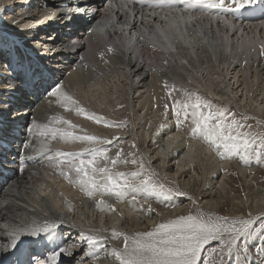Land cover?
<instances>
[{
    "label": "bare ground",
    "instance_id": "bare-ground-1",
    "mask_svg": "<svg viewBox=\"0 0 264 264\" xmlns=\"http://www.w3.org/2000/svg\"><path fill=\"white\" fill-rule=\"evenodd\" d=\"M12 5L15 8H9ZM95 5L96 0H0V126L5 129V122L8 120L5 114L9 112L18 119L15 122L17 127L14 126L12 133L20 130L19 136L0 137L8 144L16 139L13 142L15 148L5 153L2 164L8 174L0 181V245L7 243L8 237L4 233L14 226H26L33 221L41 223L49 217L60 218L62 223H58L53 235H59L61 246L75 243V247L72 248L73 256L61 254L57 264H110L108 252L113 246L121 247L122 238L108 239L103 241L104 247L90 248L81 239L80 230L102 237H110L111 229L121 233L127 230L141 232L140 217L127 200L117 202L107 196H80L77 194L80 188L59 176V170L53 167V161H49L46 155L35 154L39 144L34 139L32 147H23L24 142L29 139L26 129L32 121L44 123L52 115H61L88 133L92 130L99 133L100 130L95 126H101L102 133H106L104 137L113 141L106 146L113 155L117 150H123L127 158L130 157L129 153L137 156L142 152V146H145V151L138 158L145 157L143 161L148 167L152 165L151 162H157L158 167L151 166L156 175L160 172L157 173V169L163 172L170 170L174 176H179L177 182H180V177L186 172L190 174L192 171L197 176L194 167L199 166L204 171L203 179L205 185H208L207 190H200L190 184L194 179L192 175L185 184L180 182L181 186L184 184V189L180 191L185 195L178 196L179 200L182 198L183 202L191 201V193L197 197L193 200L205 204L203 207L211 212L218 213L220 208L227 205L230 210V215L227 216L238 219L244 216L239 215L238 211L236 214V209L241 210L249 204L247 207L256 213V218H253L256 219L253 223L255 225L257 219L264 216V188L249 190L241 200L240 195L226 188L222 179L218 181L216 178V181H212L224 166L229 168V164L219 161V158L206 156L209 153L204 149L198 150V142L194 139H185L186 136L188 138L192 126L190 118L185 120L181 115L183 123L178 130L176 125L172 127L169 124V119H166L167 125L162 123L164 114L161 113L164 112L165 103L170 109L172 105V100L168 99L169 92L165 89L167 83L169 90L173 86L177 89L194 90L209 100L215 98L216 101L235 109L239 103L247 102L252 106L248 117L254 119L264 130V55H261L264 49V21L246 23L239 18L241 12L221 15L214 10L186 11L180 0H173L171 5L162 7L137 1L127 2L124 9L121 3L120 6L109 7L106 17L103 16L106 18L104 23L102 21L98 27L95 26L92 35L85 39L87 47L82 68L73 62L68 66L66 61L63 63L60 59L73 58L78 49L76 41L80 38L78 31L66 30L68 20L80 28L82 22L79 20L80 14L76 12L85 11V14H89L90 7L93 9ZM12 10L20 12L12 16ZM118 17L119 20H116ZM6 18L11 19L9 25L15 28L6 27ZM27 27L29 31H35L28 37L21 35ZM41 31L49 36H42L39 40L32 38ZM195 36H201L202 39L195 42ZM30 51H34L31 60L39 63L38 68L43 69V63L50 67L47 81L57 77L62 79L56 84H62L63 90L71 94L87 112L103 117L110 124H98L93 120H86L85 116L77 115L74 111L60 108L55 98L47 95L52 87L42 91V97L22 95L21 98L28 105L24 108L20 106L23 101L17 100L15 91H8L12 88L10 63L22 61ZM3 56L8 60L3 61ZM232 63L234 70L232 65H228ZM230 74L232 81L228 78ZM12 90H18L19 94L22 92L20 86ZM172 95L179 98L182 94L176 91ZM8 101L15 102L11 105ZM102 105H105L104 109ZM3 108H7L6 112H2ZM245 108L240 105L238 111L246 112L242 110ZM110 114L120 121L129 114L131 120L125 124L117 122L115 125L112 121L114 117ZM117 124L126 131L116 130L115 128H119L116 127ZM3 128L0 127V133ZM116 131L121 132L118 142L128 143L124 145L127 151L117 147V142L114 143L118 137L113 135L118 133ZM169 135L171 137H167ZM51 147L65 152H79L82 145L52 141ZM1 150L2 146L0 154L4 156ZM13 151L16 152L15 160L12 159ZM29 156L32 158L27 159ZM241 162H237V171L245 179L247 169L242 167ZM98 200L106 201L115 210L98 209L95 204ZM153 221L150 220V223ZM22 239L31 241L38 238L24 236ZM54 245L52 242L39 244L44 250L41 259L46 258L50 250H58ZM38 249L41 250L40 247ZM3 254L0 250V256ZM97 256L100 258L97 259Z\"/></svg>",
    "mask_w": 264,
    "mask_h": 264
},
{
    "label": "snow or ice",
    "instance_id": "snow-or-ice-1",
    "mask_svg": "<svg viewBox=\"0 0 264 264\" xmlns=\"http://www.w3.org/2000/svg\"><path fill=\"white\" fill-rule=\"evenodd\" d=\"M137 2L162 7L171 5L173 0ZM180 3L185 6L186 11L214 10L217 14L233 15L242 10H259L264 14V0H180ZM261 55H264V49ZM165 89L169 92L168 99L172 100L171 109L176 117L178 130L182 123L180 117L183 115L185 120H191L189 135L202 138L222 159L238 156L245 164L252 158L258 163L264 161V131H257L251 125L237 120L226 105H217L194 90L177 89L175 86L169 90L167 83ZM176 91L182 94L179 98L172 95ZM47 95L54 97L56 104L66 111H74L97 123L110 124L103 117L87 112L71 94L63 90L62 84H56ZM163 108L167 113L169 105L165 103ZM26 132L29 139L24 142L23 147H32L34 139L39 144L35 154L46 155L49 161H53V167L59 170L58 175L69 184L78 186L88 198L100 195L114 198L117 202L127 200L134 210L144 211L151 218L150 213L155 210L151 205L144 209L139 203L141 197L145 200L154 198L157 202L164 203L172 195H185L158 183L154 178V171L147 172L143 160H137L135 153L128 154L130 159L123 150L111 154L106 146L111 145L112 140L90 134L61 115H52L44 123L33 120ZM52 141L79 143L82 148L79 152H65L53 149ZM129 163L137 168L129 172L119 170L120 165ZM95 204L100 210H115L104 200L95 201ZM58 223H62L60 218L49 217L41 223L33 221L26 226H14L5 231L4 235L8 240L0 245V250L10 255L21 253L25 244L22 239L24 236L38 238L29 241L30 245L56 243L60 237L53 233ZM253 223L251 217L230 219L227 216L201 212L198 215H181L159 222L145 232L128 234L111 229L110 237H102L86 234L81 229L79 235L90 248L104 247L103 241L122 238V246H113L108 252V255L114 257L115 264H264V223H260L255 229ZM241 238L244 243L238 244L237 241ZM256 238L260 243L250 246L248 242ZM214 242L219 246H215ZM73 247L75 243L66 247L58 244V250H50V254L44 259L39 258L41 253L29 250L26 260L21 261L17 256L16 264H57L61 254L74 255ZM252 248L255 249L254 253ZM0 264H4V261L0 260Z\"/></svg>",
    "mask_w": 264,
    "mask_h": 264
},
{
    "label": "rangeland",
    "instance_id": "rangeland-1",
    "mask_svg": "<svg viewBox=\"0 0 264 264\" xmlns=\"http://www.w3.org/2000/svg\"><path fill=\"white\" fill-rule=\"evenodd\" d=\"M5 7V6H4ZM15 8V6L14 5H12L11 7H9V8ZM6 9H7V7H6ZM26 8H24V10H25ZM18 12H20V11H18V10H16V11H13L12 10V12H10V15H12V16H16L17 15V13ZM8 13V12H7ZM16 13V14H15ZM4 17V16H3ZM6 19H8L7 20V22H8V25H6V27L7 26H9V27H12V28H15L14 26H11V25H9V23L11 22V19L10 18H6ZM1 21H4V19H2ZM16 22H18V21H16ZM17 26V25H16ZM21 26H24V24H21ZM1 28H2V26H0ZM18 27V26H17ZM33 29H30V31L28 30V32H24V33H21V35H24V36H26V37H28V36H30V34L31 33H33V32H35L34 30L32 31ZM42 36L43 37H45L46 36V34H42ZM42 36H41V38H42ZM199 38H197L196 36H195V38H193V40L195 41V42H197V41H200L201 39H202V37L201 36H198ZM38 38V40L40 39L39 37H37ZM226 54H228V53H226ZM56 61H54V63H55ZM53 63V64H54ZM235 63V62H234ZM234 63H232V64H228L229 66H231L232 65V69L234 70V68H233V64ZM241 69H244V68H241ZM240 69V70H241ZM228 78H230V80L232 81V75L230 74L229 75V77ZM213 103H215V104H217V105H226L229 109H230V111L232 112V113H234L235 114V116H236V119L237 120H241L242 122H244V123H246L247 125H251L255 130H257V131H264L263 129H261V126L257 123V122H255L254 121V119H251V118H249L248 117V115L249 114H251V112H250V110H251V108H252V106H250L247 102L245 103V104H243V103H239V105H236V108L237 109H235V108H233L232 106H229V105H227L226 103H223V102H218V101H216L215 100V98H213V99H210ZM243 106V107H246L245 109H242L243 111H246V112H240V111H238V108H239V106ZM102 107V109H104L105 108V105H102L101 106ZM149 108V107H148ZM98 110H101V109H99V108H97ZM106 110V112H108V109H105ZM22 111V110H21ZM164 111V110H163ZM161 114H164L163 115V118L161 119L162 121L164 120V122H162V123H165L166 125L168 124V120L166 121V119H169L170 120V122L171 123H169L172 127H175V125H176V127H177V120H176V117H175V115L173 114V112L171 111V109L169 108L168 109V111H167V113H165V111L163 112V113H161ZM168 114H171V115H168ZM167 115V116H166ZM110 116H112V118L114 117V115H111L110 114ZM125 116V115H124ZM164 116H166V117H164ZM12 117V116H11ZM15 118V117H14ZM82 118V120L84 121V122H86L85 121V119L86 120H88L87 118H83V117H81ZM111 117H110V120L112 119ZM115 118L116 117H114V119H112V121H114L115 123V125H116V123L118 122V123H123V124H125V123H128V122H130V116H129V114H127L126 115V117H124V119H122V121H120V120H115ZM107 119V118H106ZM180 119H181V117H180ZM125 121V122H124ZM127 121V122H126ZM148 121V120H147ZM166 121V122H165ZM181 121H183L182 119H181ZM90 122H92V121H90ZM148 123L150 124V121H148ZM183 123V122H182ZM182 123L180 124V126L179 127H181L182 126ZM99 124V123H98ZM127 125H129V126H131L130 124H127ZM93 127V126H92ZM95 127H98V130H102L103 128H100L101 126H95ZM116 127H119V128H115L116 130L118 129V130H123V131H126L125 129H123V128H121V126H119L118 124H117V126ZM132 128V127H131ZM106 129V128H105ZM107 130V129H106ZM100 131H98L99 133H97V130H92L90 133L91 134H94L95 132V135H97V136H99V137H104V135L106 134L104 131H103V133H102V131L100 132ZM108 131V130H107ZM156 131V130H155ZM154 131V132H155ZM116 132H118V133H113V135L114 136H118V137H116V140H114V143H116V146L117 147H120V148H123V149H126L127 147H125L124 145H128V143L126 142H124V143H120V141L118 142V138H119V135H120V133L121 132H119V131H116ZM126 134H127V132H125ZM103 134V135H102ZM167 137H171L170 135L169 136H167ZM167 137H164V139H166ZM187 137V136H186ZM185 137V139H194L195 141H196V145H197V149L198 150H202V149H204V150H206L207 151V154L208 155H206V152H204L205 153V155L206 156H213V157H216V158H219V161H222L223 163L224 162H226L227 164H229V168L228 167H223L222 168V171H220L219 172V174H217V176L215 177V178H213L212 179V181H216V178H217V180L218 181H220L221 179L223 180V182H224V184L226 185V188L228 189V190H230V192H232V193H235V194H238V195H240L241 196V200H243L244 198H245V195H247L248 194V191L250 190V191H252V190H254V189H257L258 187H263L264 188V161H261V162H257L256 160H255V158H252L251 160H250V162L249 163H247V164H245V163H243V162H241L240 161V159H239V157L238 156H236V157H231V158H224V159H222L218 154H217V152H216V150L213 148V147H210L209 146V144L208 143H206L202 138H193L192 136H188V138H186ZM104 139H106L105 137H104ZM184 139V138H183ZM197 139V140H196ZM118 143H120V144H118ZM201 145V146H200ZM200 147V148H199ZM206 148V149H205ZM145 149V146H142V148L140 149L142 152L143 151H145L144 150ZM209 151H208V150ZM126 151H127V149H126ZM142 152L140 153V151L138 150L137 151V153L139 154V155H141L142 154ZM139 155H137L136 156V158H137V160H141V158L139 157L138 158V156ZM146 157H148V156H146ZM131 157H129V159H130ZM145 159V157L142 159V160H144ZM147 160V159H146ZM151 160V159H150ZM218 160V159H217ZM148 161V160H147ZM152 161H154V160H152ZM241 162L242 164V167H244L245 169H247V175L245 176V179H243L242 177H241V175L238 173V168H237V162ZM143 163L145 164V170L147 171V172H152V169H151V166H153V167H158L157 165H158V163L157 162H155L154 161V163L153 162H151V166L150 167H148L147 165H146V163H145V161H143ZM122 166H124V167H122ZM120 167V169L119 170H121V171H125V172H129V171H131V170H133V169H135V168H137V166H135V165H132V164H127V165H121V166H119ZM128 167V168H127ZM197 167V166H196ZM196 167H194V170H195V172L198 174L197 176H195V174L194 173H192V171H191V173L189 174V172H186L183 176H181L180 177V182H182V183H186V182H188L187 180L189 179V177L190 176H192V175H194L193 176V181H191L190 182V184H194V186L195 187H198L200 190L201 189H205V190H207L206 188H208V187H206V186H208V185H205V183H204V174H203V170H202V168H200L199 166L196 168ZM157 171V173L159 172V174H157L158 175V177H157V175L155 174V179H156V181L158 182V183H162V184H164V186L166 187V188H171V189H173V191L174 192H176V191H179V192H182V191H180V189L181 190H183L184 189V184L181 186V184L182 183H180V182H177V181H179V176H174L173 175V172H170V170H168V171H166V172H163L162 170H156ZM168 172H170L169 174H168ZM249 172V173H248ZM165 173V174H164ZM164 174V175H163ZM167 174V175H166ZM166 175V176H165ZM186 175V176H185ZM164 176L166 177V178H164ZM160 177H161V179H160ZM163 177V178H162ZM248 177V178H247ZM176 178H178V179H176ZM181 178H182V180H181ZM163 179H165V180H163ZM185 179V180H184ZM210 179V178H209ZM183 180H184V182H183ZM164 181V182H163ZM171 182V183H168V182ZM246 181V182H245ZM176 183L177 184V187H176V185L174 184V183ZM204 183V184H203ZM188 184V183H187ZM175 185V186H174ZM203 185H205L204 186V188H203ZM172 186V187H171ZM191 186V185H190ZM176 188V189H175ZM177 188H179V190L177 189ZM183 188V189H182ZM77 194H79L80 196H82V197H85V195L83 194V192L81 191V190H77ZM191 196H192V200L190 201L189 200V202H183V200H182V198H180V200H179V197H180V195H179V197L177 196V195H172V197L170 198V200H168V201H165L164 203H159V202H157L154 198L153 199H149V200H145L144 198H140L139 199V203L140 204H142L143 205V207H144V209H147L148 208V206L149 205H151V207L155 210V211H153V212H151L150 213V217L151 218H149V215H147L144 211H138V210H135V212H136V214H137V216H139L140 217V220H141V229L139 230V231H141V232H145V231H148V230H151L157 223H159V222H166L167 220H169V219H175V218H177V217H179V216H181V215H188V214H193V215H198L199 213H205V214H208V213H211V214H213L214 216H216V215H218V216H227V215H230L229 213H230V210H229V207L226 205V206H223V208H220V210H219V212L218 213H213V212H211L210 211V209H206V208H204L203 207V205L205 206V204H200L198 201H195V200H193V198H197L194 194L192 195L191 193H190V198H191ZM189 198V199H190ZM182 201V202H181ZM185 203V204H184ZM168 205V206H165V205ZM182 204V205H181ZM249 204H247V206H248ZM246 206V208H241V210L239 209H236V214H238L239 213V215H242V216H244V218H240V219H248V218H256V213L255 212H253V211H251V209L249 208V207H247ZM176 208H177V210H176ZM181 208V209H180ZM180 209V210H179ZM165 212H171L170 214L168 213H165ZM179 210V211H178ZM237 211H238V213H237ZM240 211V212H239ZM165 213V214H164ZM172 213H174L173 215H172ZM141 214V215H140ZM169 215V216H168ZM144 217V218H143ZM154 217V218H153ZM227 217H229V216H227ZM258 217V216H257ZM229 218H231V217H229ZM153 219H155V221H153ZM150 220H152L153 222L152 223H150ZM253 220H256V219H253ZM260 223H264V216H262L261 217V219L259 218V219H257V221L255 222V225L253 226V229H255L256 227H258L259 226V224ZM113 226H115V225H113ZM83 228H86V227H83ZM88 228V227H87ZM123 233H128V234H132L133 233V231H126V232H123ZM237 243L238 244H243L244 243V241H243V238H241V240H239V241H237ZM249 243V245L251 246V245H258L259 243H260V241H259V239L258 238H256V239H253V240H251V241H249L248 242ZM215 246H219L218 245V243L217 244H215ZM84 250H85V248H84ZM252 252L254 253L255 252V249L254 248H252ZM110 258V259H109ZM112 258V259H111ZM233 259H234V257H233ZM249 259L251 260V256L249 257ZM108 260H109V263L110 264H115V262H114V258L112 257V256H108ZM111 261V262H110Z\"/></svg>",
    "mask_w": 264,
    "mask_h": 264
},
{
    "label": "water",
    "instance_id": "water-1",
    "mask_svg": "<svg viewBox=\"0 0 264 264\" xmlns=\"http://www.w3.org/2000/svg\"><path fill=\"white\" fill-rule=\"evenodd\" d=\"M215 244V243H214Z\"/></svg>",
    "mask_w": 264,
    "mask_h": 264
}]
</instances>
